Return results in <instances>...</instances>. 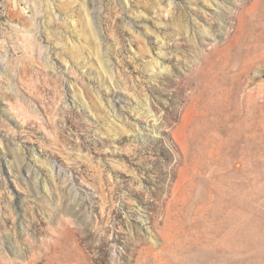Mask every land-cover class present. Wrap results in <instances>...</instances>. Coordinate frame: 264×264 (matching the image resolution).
Instances as JSON below:
<instances>
[{"label":"rangeland","instance_id":"obj_1","mask_svg":"<svg viewBox=\"0 0 264 264\" xmlns=\"http://www.w3.org/2000/svg\"><path fill=\"white\" fill-rule=\"evenodd\" d=\"M29 259L264 264V0H0V264Z\"/></svg>","mask_w":264,"mask_h":264},{"label":"bare ground","instance_id":"obj_2","mask_svg":"<svg viewBox=\"0 0 264 264\" xmlns=\"http://www.w3.org/2000/svg\"><path fill=\"white\" fill-rule=\"evenodd\" d=\"M100 68L103 69L102 67H100ZM104 72H105V71H104ZM103 93H104V94H103V96H102L101 101L104 100L105 103H106V105H107L108 107L112 108L113 105L111 104V100H110V92L105 91V92H103ZM111 110H112V109H111ZM148 113H149V112H148ZM34 154L37 155V152H34ZM34 262H35L34 260L29 259V261H28L27 264H32V263H34Z\"/></svg>","mask_w":264,"mask_h":264}]
</instances>
